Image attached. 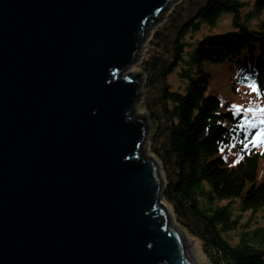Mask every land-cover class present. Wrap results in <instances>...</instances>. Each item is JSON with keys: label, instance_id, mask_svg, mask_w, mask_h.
<instances>
[{"label": "water", "instance_id": "obj_1", "mask_svg": "<svg viewBox=\"0 0 264 264\" xmlns=\"http://www.w3.org/2000/svg\"><path fill=\"white\" fill-rule=\"evenodd\" d=\"M174 2L0 0V264H194L121 77Z\"/></svg>", "mask_w": 264, "mask_h": 264}, {"label": "trees", "instance_id": "obj_2", "mask_svg": "<svg viewBox=\"0 0 264 264\" xmlns=\"http://www.w3.org/2000/svg\"><path fill=\"white\" fill-rule=\"evenodd\" d=\"M152 33L138 66L162 200L211 264H264V155L249 143L263 125L238 127L246 115L211 92L207 68L226 65L234 90L255 84L264 97V0H179Z\"/></svg>", "mask_w": 264, "mask_h": 264}, {"label": "rangeland", "instance_id": "obj_3", "mask_svg": "<svg viewBox=\"0 0 264 264\" xmlns=\"http://www.w3.org/2000/svg\"><path fill=\"white\" fill-rule=\"evenodd\" d=\"M168 12L169 10L166 13H162L158 23L152 26V31L144 35L143 39H145V43H143L142 46L140 45L138 47V51L134 58V60H136L135 64L133 65L132 69H130L131 71L130 70L125 71L121 75V77L122 76L127 77V75L131 77V76L137 75V73L142 72L139 69L138 63L142 59V56L145 51L144 48L147 46L148 41L150 40V37L153 34L152 33L153 30H155L158 26L161 25L162 22H164ZM229 26H230L229 17H225L219 22L218 26L214 30L216 32L221 33L225 31L224 29H228ZM203 32L201 33L202 35L205 34L207 30L204 29ZM201 34L199 36H201ZM207 68L213 72V78L210 82V87H209L211 92H215L216 94H218L223 102L230 101L231 109H233L232 105L239 106L240 109H242L243 111L248 108H257V107L264 108V97L261 94V92H259L258 90L257 92H253L252 89L248 87V85H237L235 90L233 89L234 86L232 85L233 81L231 79V76L234 75V71H231L230 73L228 69L226 68V65H209L207 66ZM131 72L134 74H131ZM143 81H144V76L142 75V78L140 79V82H139L142 89H143ZM171 81L175 83V85H178L179 81L175 77L172 78ZM257 93H260V94L258 95ZM144 113L145 112L143 110L142 94H141V99L139 103L136 105L132 113V118H136V119L140 118L144 122V129H145L144 136H145V133H146V136L144 139V143H142V146L140 147V152L145 155V159L150 158L156 161V159L153 157V155L150 153V150H149V148L151 147L150 140H151V132L153 129V124L150 123V121L148 120V118L146 117ZM247 113L256 119L259 116L258 113H254V112H247ZM263 165H264V161L262 162L259 168V171H258V181L261 180L264 176V166ZM158 167H159L158 171L160 173L162 180L166 182L164 179L165 173L163 172V169H161V165L158 164ZM162 191H163V187H162ZM162 191H161V194H162ZM161 203H164V201L162 200V197H161ZM164 204L167 206L166 203ZM167 208L170 213V217H169L170 223L169 224L172 226H175L180 231H182V234H184V236L191 242L192 253L194 254L196 263L197 264H211L209 259L203 252L201 243L196 238L189 235L187 231L182 229L181 226L175 222L174 217L172 216L170 207L167 206Z\"/></svg>", "mask_w": 264, "mask_h": 264}, {"label": "snow or ice", "instance_id": "obj_4", "mask_svg": "<svg viewBox=\"0 0 264 264\" xmlns=\"http://www.w3.org/2000/svg\"><path fill=\"white\" fill-rule=\"evenodd\" d=\"M249 88L252 89L253 92H257V88L255 84H249L248 85ZM258 95L260 93H257ZM233 110L236 113H239L241 111L240 107L237 105H232ZM246 113L247 112H254V113H258L259 116L257 117L256 120L254 121H249V120H244L242 121L238 127L244 129V128H256L258 125H264V108H248L244 110ZM247 139V137L245 138ZM249 143H252L254 145L256 144H264V127H261L259 129V131L256 133V135H254L251 139V141H249ZM243 147L246 149L248 147V143H244Z\"/></svg>", "mask_w": 264, "mask_h": 264}, {"label": "bare ground", "instance_id": "obj_5", "mask_svg": "<svg viewBox=\"0 0 264 264\" xmlns=\"http://www.w3.org/2000/svg\"><path fill=\"white\" fill-rule=\"evenodd\" d=\"M179 0H176V2H174L172 4L175 5ZM172 6L170 7V9L172 8ZM169 9V11H170ZM141 94H142V90H141ZM205 101V99L201 101V104ZM200 104V105H201ZM218 119H219V122L221 125H225L227 123L226 119L221 115L219 114L218 115ZM173 227V226H172ZM182 238H183V245H184V253H183V256L185 257L186 260H189V261H192L194 264H197L196 261H195V257H194V254L192 253V244L191 242L184 236V234H182Z\"/></svg>", "mask_w": 264, "mask_h": 264}]
</instances>
